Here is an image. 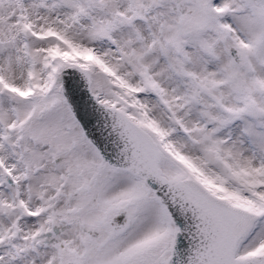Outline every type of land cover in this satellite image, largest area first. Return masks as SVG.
Wrapping results in <instances>:
<instances>
[{"label":"snow or ice","instance_id":"1","mask_svg":"<svg viewBox=\"0 0 264 264\" xmlns=\"http://www.w3.org/2000/svg\"><path fill=\"white\" fill-rule=\"evenodd\" d=\"M0 264H264V0H0Z\"/></svg>","mask_w":264,"mask_h":264}]
</instances>
